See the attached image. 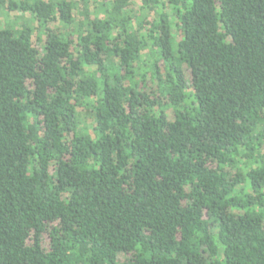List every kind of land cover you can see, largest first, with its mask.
Returning <instances> with one entry per match:
<instances>
[{
	"label": "trees",
	"instance_id": "obj_1",
	"mask_svg": "<svg viewBox=\"0 0 264 264\" xmlns=\"http://www.w3.org/2000/svg\"><path fill=\"white\" fill-rule=\"evenodd\" d=\"M0 264H264V0H0Z\"/></svg>",
	"mask_w": 264,
	"mask_h": 264
},
{
	"label": "rangeland",
	"instance_id": "obj_2",
	"mask_svg": "<svg viewBox=\"0 0 264 264\" xmlns=\"http://www.w3.org/2000/svg\"><path fill=\"white\" fill-rule=\"evenodd\" d=\"M33 43H34V46H36V47H39L40 46V44L38 43V41H37V39L35 38V35L33 36ZM85 125H86V127H87V124L85 123V122H83Z\"/></svg>",
	"mask_w": 264,
	"mask_h": 264
}]
</instances>
